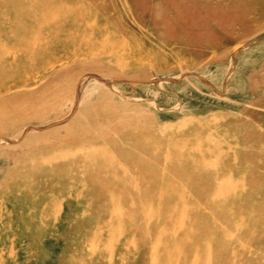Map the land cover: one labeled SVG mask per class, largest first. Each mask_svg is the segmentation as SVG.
<instances>
[{
	"label": "rangeland",
	"instance_id": "1",
	"mask_svg": "<svg viewBox=\"0 0 264 264\" xmlns=\"http://www.w3.org/2000/svg\"><path fill=\"white\" fill-rule=\"evenodd\" d=\"M0 264H264V0H0Z\"/></svg>",
	"mask_w": 264,
	"mask_h": 264
}]
</instances>
